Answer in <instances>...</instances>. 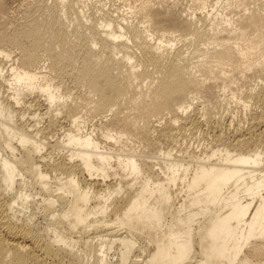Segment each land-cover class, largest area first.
<instances>
[{"label":"bare ground","instance_id":"1","mask_svg":"<svg viewBox=\"0 0 264 264\" xmlns=\"http://www.w3.org/2000/svg\"><path fill=\"white\" fill-rule=\"evenodd\" d=\"M116 1L42 2L0 33V264H264L263 120L211 114H264V0Z\"/></svg>","mask_w":264,"mask_h":264},{"label":"rangeland","instance_id":"2","mask_svg":"<svg viewBox=\"0 0 264 264\" xmlns=\"http://www.w3.org/2000/svg\"><path fill=\"white\" fill-rule=\"evenodd\" d=\"M37 1H39V0H5V2H6V5L9 7V19L11 18H13L11 21L10 20H8V22L6 21V23H5V25H3L1 28H0V33H2V34H8L9 32H11V28H9V27H11L12 25L11 24H8V23H11L12 21V24L14 25L15 24V26L16 27H18V25H20L21 23L23 24H25L26 23V21L28 22V16L29 15H35V18H37V16L38 15H40L41 14V11H40V3H48L47 5H52L53 3H54V1L55 0H40L41 2H37ZM101 2L100 3H103V4H105V9L106 8H109V9H114L117 5H119L120 3H121V1H116V0H108L107 2H105L104 0H100ZM114 1V2H113ZM133 0H131V2H132ZM35 2V3H34ZM36 2L38 3V5H39V7L38 6H36L37 4H36ZM120 2V3H119ZM33 3V4H32ZM186 3V2H185ZM94 4V3H93ZM99 3H95V5H98ZM114 4V5H113ZM121 5V4H120ZM93 6V7H92ZM38 7V8H37ZM89 8V9H88ZM88 8H86L87 9V13H91L92 12V10L93 11H95V6L94 5H92V4H89V6H88ZM92 8V9H91ZM124 8H122L121 6H120V8L118 9V11H119V13H122L124 10H123ZM36 10H38V11H36ZM91 10V11H90ZM31 12V13H30ZM69 12V11H68ZM38 13V14H37ZM124 13V12H123ZM29 14V15H28ZM42 15V14H41ZM41 15H40V17H41ZM69 15V16H68ZM11 16V17H10ZM26 16V17H25ZM67 17H66V19H65V21L66 20H68V17H69V20H70V17H71V19H73L72 18V16H74L75 17V15H73V11H72V13H71V11L69 12V13H67V15H66ZM34 17V16H33ZM39 16H38V18H40ZM27 18V19H26ZM42 18V17H41ZM17 20V21H16ZM24 20H26V21H24ZM68 20V21H69ZM10 21V22H9ZM67 22V21H66ZM8 25H10L9 27H8V29H7V27H6V29H3V28H5V26H8ZM15 26H13L14 28H16ZM14 28H12V29H14ZM8 46L9 47H7V45H5V48L7 49V51H10V53H11V58H16L17 56V54H18V50L13 46V48L10 46V44H8ZM16 56V57H15ZM11 60H7V61H5V63H7L6 64V66L8 65H10L11 64ZM47 62V61H46ZM46 62L45 61H41L40 62V65L42 66H40L41 68H40V70L44 73V72H46L47 74L50 72L47 68H45V67H43L44 65H43V63H45V65H46ZM47 70V71H46ZM49 75V74H48ZM54 75V76H53ZM50 76L52 77H55V74L52 72V73H50ZM68 76L66 75V77L64 76L63 77V79L61 80L62 81V86H61V89H62V87L63 88H65V89H62L63 91H67L66 93H70V94H68V95H70V98L69 99H71V96L73 97V95L75 96V97H77V96H79L80 97V95L82 94V96L84 95H86V88L85 87H81V86H79V85H76V84H74V82L72 81V77L71 78H67ZM56 79V78H55ZM58 79L59 78H57L56 79V81L55 82H58ZM66 79V80H65ZM60 81V80H59ZM77 95V96H76ZM81 96V97H82ZM83 98H81L80 99V101L79 102H81V103H79L80 105H81V107L83 106V103H82V100ZM39 100L40 101H43V97H41V98H39ZM201 100L200 101H198L197 103H196V111H198L199 112V109L198 108H201ZM200 103V104H199ZM235 106H237V107H235ZM239 107V105H235V104H233V103H231L230 104V106L228 107L229 109L226 111H224V110H222V109H213L211 112V114H213V118L212 119H218V120H221V121H219V122H221V124L218 122V120H216V124H217V126H219L218 128H216L215 130H218V131H220V132H222L223 134L225 133L224 131H227V125H228V120H227V117L228 116H230V115H232V116H234V122L235 123H237L238 122V124L240 123V125H241V127H244L243 129L245 130V129H247V128H249L250 127V124H251V122L252 121H259L260 119L261 120H263V121H261V123L259 124V125H257V126H255V128H254V134H257V135H260V136H262V137H264V114H262L263 113V111L262 112H260V109L261 108H259L258 106H252L251 107V109H249V110H247L246 112L244 111L243 112V109L242 108H238ZM254 107V108H253ZM258 108V109H257ZM34 109V108H33ZM44 106H40L39 107V109H37V108H35V110H36V112L39 110V113H41V112H43L44 111ZM241 109V110H240ZM31 110H32V108H31ZM251 110V111H250ZM216 111V112H215ZM219 112V113H218ZM230 112V113H229ZM248 112V113H247ZM55 113V112H54ZM225 113H227V114H225ZM260 113H261V115H260ZM90 114H89V112H87V116L86 117H88V118H91V116H89ZM220 115V116H219ZM60 116V115H59ZM221 116H223V117H221ZM260 116V117H259ZM60 117H62V116H60ZM220 119H219V118ZM237 117V118H236ZM62 119V118H61ZM98 119H99V117H94L93 118V120H92V122H88V127L89 128H92V126H91V124L93 125V123H95V121L97 122L98 121ZM203 119V118H202ZM215 120H212L213 122H215ZM154 121V120H153ZM263 123V124H262ZM156 124V123H155ZM203 126V127H202ZM200 128H189V127H186V128H184V129H182L181 130V128L179 129V128H176L175 129V131H176V133L178 134L177 135V137H178V139H179V141L180 142H178L177 144L175 143V142H172V143H170V144H176L177 145V148L179 147V148H181V149H183L184 147L186 148H188V150L190 151V150H194V151H197V152H199L198 150H200L201 148H203L205 145H206V143L208 142V140H210L211 138H212V130H211V132L209 131V129L207 128V129H205V127H207L206 126V124H204V125H202ZM87 127V128H88ZM221 127V128H220ZM232 127H234V126H231L230 127V129H232ZM88 128V129H89ZM187 128H188V130H187ZM225 128V129H224ZM178 129H179V132H178ZM205 129V130H204ZM220 129V130H219ZM181 130V131H180ZM191 130V131H190ZM204 130V131H203ZM208 132H207V131ZM223 130V131H222ZM62 129H59V130H53V132H52V134H49L48 136L52 139H50L49 137V140L50 141H54V140H56V139H58L61 135L60 134H62ZM193 132V133H192ZM201 132V133H200ZM206 132V133H205ZM183 136H182V135ZM207 134V135H206ZM226 134H227V132H226ZM180 135V136H179ZM206 135V136H205ZM211 135V136H210ZM181 137V138H180ZM203 137V138H202ZM162 139V140H161ZM160 141V143L162 144V146L164 147V148H167V146L169 147V143H167V141H165L163 138H160L159 139ZM181 140L182 141H184V142H182L181 143ZM211 141V140H210ZM181 143V144H180ZM179 144V145H178ZM207 144H209V142L207 143ZM199 145V146H198ZM182 146V147H181ZM56 154V153H55ZM111 254H113V253H111ZM110 257H111V255H110ZM112 258H113V260L115 259V256L113 257V255H112ZM134 259H135V257H133ZM138 258H140V257H138ZM137 259V258H136Z\"/></svg>","mask_w":264,"mask_h":264}]
</instances>
